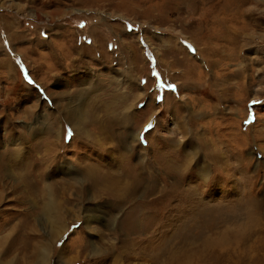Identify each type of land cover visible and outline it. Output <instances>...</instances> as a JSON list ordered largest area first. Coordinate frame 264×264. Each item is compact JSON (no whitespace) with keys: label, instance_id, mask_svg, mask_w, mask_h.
Returning <instances> with one entry per match:
<instances>
[{"label":"rangeland","instance_id":"374dc122","mask_svg":"<svg viewBox=\"0 0 264 264\" xmlns=\"http://www.w3.org/2000/svg\"><path fill=\"white\" fill-rule=\"evenodd\" d=\"M9 26L65 66L4 68L0 264H264V0H0Z\"/></svg>","mask_w":264,"mask_h":264},{"label":"crops","instance_id":"0c3cea01","mask_svg":"<svg viewBox=\"0 0 264 264\" xmlns=\"http://www.w3.org/2000/svg\"><path fill=\"white\" fill-rule=\"evenodd\" d=\"M15 31L16 30H14V28H10V26L8 27V32H10L9 35L11 37L10 39H12V43L14 42L20 44H15L14 48L6 49V50L0 45V85L3 86L2 89L4 90L5 88V85L2 80L4 79V68L11 67L13 65V62L14 64L17 65L18 68V63H16V61H20V60L24 62L25 66L28 69V72L31 69L32 72L33 73L35 72L37 75H39L40 79L46 84L52 81L53 79L63 80L62 79L63 76H61L62 73L60 71V68L64 67L65 63L60 65L58 61L53 60L52 55L53 52L57 53L56 49L55 48L53 49V46L48 45V43L44 42L43 39L39 38L38 36H32V37L29 36L25 40H22L23 37H20V34H18V32ZM6 41L9 42L8 39ZM23 42L24 44H22ZM14 54L16 56H14ZM44 62L46 63V66H41L43 65ZM35 73L34 75L31 73L30 74L42 86H46L36 78ZM28 85L35 87V85H31V84Z\"/></svg>","mask_w":264,"mask_h":264},{"label":"bare ground","instance_id":"6f19581e","mask_svg":"<svg viewBox=\"0 0 264 264\" xmlns=\"http://www.w3.org/2000/svg\"><path fill=\"white\" fill-rule=\"evenodd\" d=\"M129 49V48H128ZM72 129L75 131V134H74V136H76L77 135V130H76V127L75 126H73L72 127ZM94 130V131H93ZM98 130H100L99 128H98ZM98 130H96V129H92V130H87V129H83L82 131H80V138L82 139V140H84L86 143H87V145L88 144H96V142H99V143H103L104 141H105V138H106V132H103L104 130H101V132H98ZM96 132H98V134H96ZM137 138H138V135H137ZM121 142H122V145L123 146H127L128 145V140H121ZM136 166V165H135ZM121 169H123L124 171L126 170L127 171V173L129 172H132L133 170L130 168H128L127 166H125V165H120L119 166ZM135 170V169H134ZM96 171H98V173H96L97 175H99L100 176V173L102 172V171H100V170H96ZM136 172V171H135ZM84 175H85V178L86 179H84L86 182H88V184H90L91 183V178H92V175H96L95 174V171H92L91 169H89V168H84ZM123 174H124V172L123 173H115V174H110V175H108V173L107 172H103L102 173V175H101V178L100 179H103V182H105L106 181V179H110V178H115V180H116V178H118L115 182L117 183V184H119L120 183V181H121V179H122V176H123ZM98 176V177H99ZM95 178V177H94ZM95 181V180H94ZM108 182V181H107ZM114 182V181H113ZM93 183H95V182H93ZM100 183V182H99ZM96 184V183H95ZM71 185V184H70ZM91 185V184H90ZM98 185V184H97ZM116 185V184H115ZM93 187V186H92ZM119 187V186H118ZM117 187V188H118ZM122 187H124V186H120L119 187V189H121ZM96 188V187H95ZM107 188V187H106ZM78 190L79 191H81L80 190V188L78 187ZM96 190V189H95ZM117 190V189H116ZM126 190V189H125ZM126 193V192H125ZM119 195H121V194H119ZM122 196V195H121ZM120 196V197H121ZM124 197V196H123ZM130 199V198H129ZM48 202V201H47ZM118 204H120V203H118ZM47 205H48V203H47ZM127 205V204H126ZM46 207V206H45ZM93 211L94 210H89V212H88V209L87 210H85V212H86V217H87V220L89 221V220H92V219H95V218H93V217H95V213H93ZM95 212V211H94ZM110 218V217H109ZM113 222V221H112ZM120 224V223H119ZM91 227V226H90ZM94 230V229H93ZM262 230V229H261ZM124 231V230H123ZM256 231V230H255Z\"/></svg>","mask_w":264,"mask_h":264},{"label":"snow or ice","instance_id":"6c2138e0","mask_svg":"<svg viewBox=\"0 0 264 264\" xmlns=\"http://www.w3.org/2000/svg\"><path fill=\"white\" fill-rule=\"evenodd\" d=\"M172 87H174V86H172ZM149 127H151V125H149ZM69 135H71V130H69Z\"/></svg>","mask_w":264,"mask_h":264}]
</instances>
